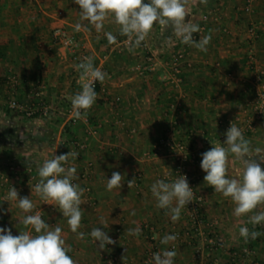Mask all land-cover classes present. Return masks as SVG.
<instances>
[{
	"label": "crops",
	"instance_id": "0c3cea01",
	"mask_svg": "<svg viewBox=\"0 0 264 264\" xmlns=\"http://www.w3.org/2000/svg\"><path fill=\"white\" fill-rule=\"evenodd\" d=\"M244 5L245 0H207V4L190 0L187 20L200 26L202 16L211 13L202 35L212 37L207 50L183 44L171 28L154 24L148 41L157 67L140 73L136 65L145 61L146 53L139 47L128 50L127 37L120 35L113 18L98 33L80 20L74 0H0V153L9 158L20 156L22 169L32 165L37 177L38 168L53 155L79 153L64 166L76 167L78 179L73 183L90 187L82 196L85 203L78 229L84 239L71 232L57 206L44 209L42 218L52 227H61L66 246L72 248L68 254L76 264H96L105 255L127 264H144L153 247L157 252L175 250L174 264H264V235L247 241L239 235L240 227L264 233V222L255 227L248 223V217L264 211V205L248 216L235 217L234 203L204 181L206 173L199 162L201 151L223 145L231 123L251 141V155H256V148L264 154V116L254 131L246 132L243 127L244 111H250V101L264 86V0H254L251 11ZM56 21L78 37L95 67L108 74L85 119L72 115L70 97L81 91L79 72L70 53L53 38ZM77 22L88 30L75 31ZM252 24L258 29L253 40L247 34ZM106 32L120 45L109 44ZM179 50L186 54L179 80L162 81L167 69L164 62ZM11 98L26 111L8 108ZM31 109L35 116L27 115ZM176 144L186 145L188 169L204 198L202 221L196 226L185 207L173 222L167 210L157 208L151 193L156 180L174 181ZM242 167L230 154L228 177L239 178ZM8 172L0 161V227L11 229L14 236L20 231L35 234L19 222L27 214L18 202L3 200L15 187L19 196L32 199L36 207L29 214H35L42 208L41 199L31 193L26 177L21 184L13 179L3 183L2 176ZM113 172L124 177L123 186L109 192L106 184ZM137 173L142 177L129 189L127 182ZM101 217L107 228L101 225ZM138 226L141 235L128 234V229ZM95 227L116 243L100 250L99 242L90 236ZM165 234L177 239L163 245L160 240ZM210 235L221 236L224 244L212 247L207 241Z\"/></svg>",
	"mask_w": 264,
	"mask_h": 264
},
{
	"label": "clouds",
	"instance_id": "9594fccd",
	"mask_svg": "<svg viewBox=\"0 0 264 264\" xmlns=\"http://www.w3.org/2000/svg\"><path fill=\"white\" fill-rule=\"evenodd\" d=\"M80 8V20L87 21L99 33L104 29L105 22L113 18L119 26L120 35L127 37L129 51L132 52L141 46L153 29L154 24L164 28H171L175 37L181 43L194 46L200 51H206L210 43L211 35L202 36L199 41L194 39V34L201 31L200 26L186 18L189 15L190 0H74ZM194 2V0H192ZM207 4V0H200ZM87 31V25L77 22L75 31ZM105 36L109 44L116 43V37L111 32ZM79 72L81 91L70 97L72 115L75 119H85L88 110L92 108L98 98L95 84H101L108 76L100 68L94 66L93 57L85 56L80 63L75 65ZM226 139L223 145L217 144L202 153L201 169L206 173L204 181L214 188V192L220 193L225 198H230L234 203L233 215L237 218L248 216L258 206L264 205V154L260 148L255 149L256 155H251V141L243 135L242 129L231 123L225 133ZM243 165L239 171V178L228 177L229 155ZM79 153H68L54 156L44 161L38 168V182L31 186V193H35L45 203L57 206L63 217L67 218V224L77 239H84L85 234L79 232L85 201L82 196L86 191L79 184L73 183L78 179L77 169L74 166L65 167L78 157ZM124 177L119 172H113L107 179L106 188L109 192L122 188ZM135 178L128 180L127 186H134ZM152 196L157 201V208L167 210L173 222L180 219L182 209L194 199L193 189L188 183L186 175H180L174 181L166 182L158 179L151 185ZM3 201H17L18 207L25 215L19 222L32 231H20L18 236L12 234L11 229L0 227V264H76L68 254L72 251L71 245L66 246L60 226L52 227L42 219L41 211L32 213L36 207L32 199L27 196H19L15 187H11ZM135 214L134 212L132 213ZM264 222V211L256 212L248 217V223L254 227ZM101 225L108 227L101 217ZM129 235H141L140 227L128 229ZM239 235L248 239H256L264 233L252 230L248 227H240ZM90 236L98 244L100 250L106 245L115 244L105 231L99 227L91 230ZM177 239L176 235L165 234L160 243L168 245ZM175 250L165 249L153 254L154 264H174Z\"/></svg>",
	"mask_w": 264,
	"mask_h": 264
},
{
	"label": "built area",
	"instance_id": "2783aa9c",
	"mask_svg": "<svg viewBox=\"0 0 264 264\" xmlns=\"http://www.w3.org/2000/svg\"><path fill=\"white\" fill-rule=\"evenodd\" d=\"M253 1L254 0H245L244 9L246 11H251ZM144 2L148 3L149 0H144ZM210 18H211V13H206L202 16V24L200 25L201 31L199 33L194 34V39L196 41L203 35L206 29V24L210 21ZM52 34H53V38L56 44L60 48L70 53V59L74 62L75 65L80 63L85 56H89V54L84 50L85 48L79 41L78 37L72 31H70L63 22L61 21L55 22V24L53 25ZM247 34L249 38L252 40L257 38L258 36L257 26L253 24L250 25L247 29ZM125 41L127 42V40ZM116 44L120 45L119 42H117ZM115 48L117 49L118 46L115 45ZM139 48L145 51L146 56H145V61L143 63H139L136 65L137 70L140 73L155 70L157 67V61H156L154 54L150 50V44L148 41V37L146 38L145 41L141 43V46ZM185 55H186L185 50H179V51L173 52L169 56V58L164 62V65L166 66L167 69L160 77L162 81L165 82L168 80H173V81L179 80L177 75L181 72V63L182 61H184ZM260 76H261V73L258 74L259 79H260ZM10 79H12L13 83H16L17 81L14 77ZM100 87H101L100 82L97 81L95 84V91L98 92ZM8 106L12 110L26 111L23 105L20 102H18L15 98H11L8 101ZM244 112L246 114L247 109ZM32 114H34V110L32 109L27 110V115L30 116ZM245 114L243 116L245 119V125H243L244 130L246 132L254 131L257 127V124L259 123V121L262 120L264 116V86H261V88L257 90L256 96L252 99V101H250V111L246 115ZM239 119L241 118L240 117L236 118V120H239ZM168 144L172 146L171 143H168ZM175 147L178 148L179 152L175 153L176 162H175V168H174V177L176 179L180 175H186L188 179V183L190 187L193 189L194 199L188 205H185V209L188 212V215L193 225L196 226V224H199L202 221L200 210L203 206L204 198L199 193L197 186L194 180L192 179L191 173L188 169V165H187L188 153L186 151V145L176 144ZM204 152L205 151L200 152L201 158L199 159V162H201L202 160L201 154ZM4 165H6L9 172L7 174H3L2 176L3 183H9L10 180L13 179L17 183L21 184L23 182L22 181L23 177H26V181L29 183V185L34 186L39 180V177H37V175L34 173V168L30 164H28L24 169H22V166L19 163H17L15 159L14 160L8 159L6 160ZM23 170L26 171L25 176L24 174H22ZM82 177L84 178L85 176L82 175ZM141 177H142V173H137L135 177H133L135 178V183H134L135 186L138 185ZM86 191L87 192L90 191L89 186L86 187ZM41 205H42V208H40L37 211H41L42 218H43L44 209L50 208L51 210H53L55 208L52 204L45 203L43 200H41ZM207 241L212 247H218L224 244L223 238L219 235H215V236L210 235L209 237H207ZM246 252L249 253L248 250ZM154 253H157L156 248L153 247L152 249L148 250V252L145 255L144 261H143L144 264H154V261L152 259ZM96 264H127V263L118 260V258L115 256L105 255Z\"/></svg>",
	"mask_w": 264,
	"mask_h": 264
},
{
	"label": "rangeland",
	"instance_id": "374dc122",
	"mask_svg": "<svg viewBox=\"0 0 264 264\" xmlns=\"http://www.w3.org/2000/svg\"><path fill=\"white\" fill-rule=\"evenodd\" d=\"M2 153V152H1ZM0 153V154H1ZM12 158H9V157H7L4 153H2V156H0V161L2 162V163H5L6 162V160L5 159H11V160H14L15 159V161L17 162V163H19L21 166H23V162H22V160H21V158H20V156H18V155H15L14 154V156H11ZM27 165H25V167H26Z\"/></svg>",
	"mask_w": 264,
	"mask_h": 264
},
{
	"label": "trees",
	"instance_id": "16d2710c",
	"mask_svg": "<svg viewBox=\"0 0 264 264\" xmlns=\"http://www.w3.org/2000/svg\"><path fill=\"white\" fill-rule=\"evenodd\" d=\"M10 99H8V101H9ZM8 108H10V107H8ZM35 114V113H34ZM34 114H32V116H35Z\"/></svg>",
	"mask_w": 264,
	"mask_h": 264
}]
</instances>
